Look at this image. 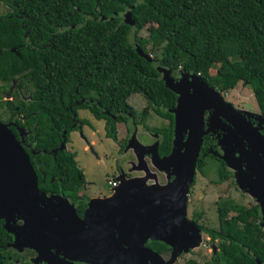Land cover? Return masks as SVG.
<instances>
[{
  "label": "trees",
  "instance_id": "16d2710c",
  "mask_svg": "<svg viewBox=\"0 0 264 264\" xmlns=\"http://www.w3.org/2000/svg\"><path fill=\"white\" fill-rule=\"evenodd\" d=\"M1 2L9 10L0 14V80H15L31 96L28 101L2 102L13 121L28 130L32 152L25 150L42 191L71 199L85 184L74 152L58 149L75 130L76 108L105 120V135L113 138L115 121H128L127 112L135 116L127 98L138 92L170 120V128L166 109L173 105L174 93L164 86L156 65L171 73L196 74L218 89L243 81L264 116V0ZM126 9L132 25L122 20ZM148 23L154 27L146 37L137 36ZM135 45L153 58L140 56ZM81 97L87 102H77ZM114 114L116 119L111 118ZM162 129L161 153L169 149L168 129ZM247 213L237 209L238 218ZM253 214L257 217L256 207ZM219 231L235 239L221 248L225 264H256L246 249L264 258V229L255 222H222Z\"/></svg>",
  "mask_w": 264,
  "mask_h": 264
},
{
  "label": "water",
  "instance_id": "95a60500",
  "mask_svg": "<svg viewBox=\"0 0 264 264\" xmlns=\"http://www.w3.org/2000/svg\"><path fill=\"white\" fill-rule=\"evenodd\" d=\"M123 21L133 24L128 9ZM134 47L140 56L151 60L138 45ZM156 69L164 86L176 94V104L169 109L174 117L171 150L169 154L159 156L156 143L143 146L133 135L126 148H132L138 157L150 154L159 169L171 168L173 178L162 185H144L135 179L124 180L116 176L114 180L118 185L111 187L113 192L109 196L88 201L83 220L76 217L73 206L62 196H56L62 204L60 217L50 214L44 204L52 198L39 189L27 152L8 124L0 121V218L4 217L7 224L8 215L14 213L22 219L25 229L23 232L21 228L7 227L14 233V242L26 244L48 264H74V261L170 264L174 254L199 242V229L185 217L186 195L203 132L202 111L211 103L223 101L196 74L181 71L175 81L170 69L158 65ZM189 87L193 88L191 92ZM248 141L264 156V138L251 131ZM64 146L62 141L58 149H64ZM89 149L93 152L91 147ZM259 175L264 181V170ZM249 190L257 197L264 226V182L259 187H249ZM93 211H96L94 216L99 215V220L90 217ZM114 228L124 236V241H116ZM147 239L174 246V254L168 260L162 259L156 251L144 246Z\"/></svg>",
  "mask_w": 264,
  "mask_h": 264
},
{
  "label": "flooded vegetation",
  "instance_id": "af4514ba",
  "mask_svg": "<svg viewBox=\"0 0 264 264\" xmlns=\"http://www.w3.org/2000/svg\"><path fill=\"white\" fill-rule=\"evenodd\" d=\"M180 72V70H177L171 73L175 81L178 79ZM235 85L226 89L212 87L219 94L223 103H211L209 107L202 111L203 132L201 134L199 150L195 160L193 179L188 186L186 195L185 217L187 220L194 222L199 229L198 243L202 241L204 247L207 243L210 245L216 244V246L211 249L208 257L203 256L198 262L195 259L188 258L184 260L182 264H225L224 260L220 259L221 248L227 246L229 241H235V239L233 237L229 238L225 232L221 234L219 230L222 222H224V225H227V223L234 221L235 224L239 226L245 222H255L264 229L259 202L257 197L249 190V187H259L264 182L259 175V172L264 170V156L259 151H256L248 141V136L251 131L257 132L264 138V116L261 114L257 104L256 108H254L251 102L246 100L244 86H248V84L241 81L239 88ZM3 86H5V89L2 88ZM14 88L17 89V95H13ZM249 88L252 93L250 86ZM192 89V87H189L188 91L191 92ZM0 91V93L3 94V101L13 102L14 98H16V100L28 101L31 97L29 89L24 92L23 89L16 86L15 80H11L10 83H5L0 80ZM20 96H22V98H20ZM87 100L92 101L91 98ZM85 101V98L81 97L77 102ZM175 104L176 94L174 93L173 105L166 109L168 113L171 114L170 128H168L170 120L156 113L150 105L147 104L148 110L152 112L162 124L152 128L146 125L143 126L144 134L153 138L150 143H143L147 147L156 143L159 156L169 154L172 147L174 117L169 109L173 108ZM3 105L7 109L8 114L7 118H0V121L7 123L13 134L14 131L16 132L14 135L21 143L24 150L27 149L32 152L31 144L26 139L28 130L17 125L11 118L12 116L10 115L9 108L4 103ZM157 108L162 110L161 106ZM80 110H87L89 112V110L84 107L76 108L74 114L77 118L73 123L75 129H81L85 124L81 125L79 123L80 120H84V118L78 116ZM126 114L128 116V121L123 119L115 121V132L113 136V139L116 140V124L122 123L125 134L122 142L118 141V149H123V152L126 151V149L128 150L126 145L132 135L133 137L135 136L134 133L136 131V123L134 122L135 116H132L130 112ZM116 116L117 114L111 115V118L116 119ZM18 117L22 118L23 116L19 115ZM104 124L105 120H103V126ZM163 127L168 129L167 138L169 140V149L167 152L161 153L158 151V146L163 139ZM185 137L186 130L183 133V138L185 139ZM197 174L200 175V188L195 194L194 187L197 183ZM116 176H120L124 180L135 179L137 182L144 185H162L173 178L170 167L166 170H161L153 163L150 154L144 153L142 156L138 157L134 150L133 159L129 161L127 170L119 169ZM88 185L89 182L85 181L83 188L76 193L74 197L71 199L65 197L73 206L75 215L79 220L84 219L85 211L88 208V201L91 198H105L113 192V189L107 184L108 192L106 194L89 195L85 192ZM116 185H118V181L115 180V186ZM45 194L52 198L51 201L45 202V207L51 211L50 214L55 217H60L62 204L56 200V196H64L61 193L52 191L45 192ZM243 196L247 197L245 203H241L238 198L240 197L241 199ZM207 198L211 199L207 201ZM255 207L257 209V217H254L255 215L253 214ZM237 209L245 210L248 213L238 218ZM95 212L96 211H93L90 217L99 220V215L94 216ZM8 217L10 220L7 224H5L4 217L0 218V264H48L44 260L38 258L37 253L26 244L22 243L20 246H17L20 242H14V233L9 231L7 227L13 229L21 228L24 232L23 221L14 213H10ZM208 231H212L215 234L212 236ZM114 237L117 242L124 241L125 239L123 235L118 234L116 228H114ZM144 246L156 251L162 259H164V256L170 255L173 249L175 251L174 246L154 239H147L144 242ZM155 248L160 249V252ZM51 251L55 253V250L52 249ZM245 252L254 259L256 264H264V258L260 259L254 256L248 249H246ZM58 255L60 254L58 253ZM178 257L179 255L177 258ZM73 263L89 264L78 261H74Z\"/></svg>",
  "mask_w": 264,
  "mask_h": 264
},
{
  "label": "rangeland",
  "instance_id": "374dc122",
  "mask_svg": "<svg viewBox=\"0 0 264 264\" xmlns=\"http://www.w3.org/2000/svg\"><path fill=\"white\" fill-rule=\"evenodd\" d=\"M9 8L0 0V14L8 11ZM125 11L121 14L122 20L124 18ZM154 27L153 23H148L145 27L141 28L137 32V36L146 37L151 28ZM150 59L153 55L148 53ZM214 72V68L210 69V73ZM241 85V81H238L235 86L238 88ZM236 87V88H237ZM1 92V91H0ZM244 92L246 93V100L251 102L254 108H256L255 99L250 91L249 85L244 86ZM22 98V96H20ZM3 94L0 93V118H7L8 111L3 105ZM5 99V98H4ZM9 99V98H8ZM16 101V98H14ZM127 102L131 105L135 112L134 122L136 123V131L134 138L143 146V142L150 143L153 138H150L144 134L143 126L157 127L162 124L152 112L148 110V105L145 99L139 93H132L127 98ZM78 116L84 118L85 123L81 129H75L69 132L67 142L65 143L64 150L74 152L75 162L77 166L82 170L84 179L89 182L86 187V193L89 195H104L107 191V181L113 180L116 177L119 169L127 170L129 161L133 159V149L128 148L123 152V149L119 148V142H122L125 131L123 130L122 123H117V139L107 137L105 135V129L103 126V120L95 119L87 110H80ZM143 118V121L140 119ZM120 139V140H119ZM89 147L92 148L90 151ZM200 175L197 174V183L195 184V194L200 188ZM235 195V194H233ZM198 196V195H197ZM211 197V195H210ZM241 203H245L247 197L243 196L241 199L238 197ZM211 198H207L209 201ZM190 208V206H189ZM201 243H197L188 251H179L174 254V249L170 255L164 256L165 260H168L174 254L173 260L170 264H182L184 260L188 258L195 259L197 262L201 257H208L210 251L216 246L206 244L205 247ZM20 246V244H17ZM197 252V254H196ZM179 257L177 258V256Z\"/></svg>",
  "mask_w": 264,
  "mask_h": 264
},
{
  "label": "built area",
  "instance_id": "2783aa9c",
  "mask_svg": "<svg viewBox=\"0 0 264 264\" xmlns=\"http://www.w3.org/2000/svg\"><path fill=\"white\" fill-rule=\"evenodd\" d=\"M107 184H108L110 187H113V186H115V180H108V181H107Z\"/></svg>",
  "mask_w": 264,
  "mask_h": 264
}]
</instances>
